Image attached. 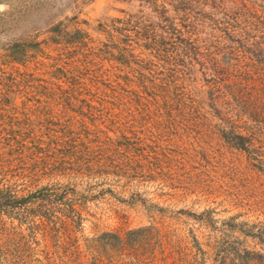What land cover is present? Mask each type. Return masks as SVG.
<instances>
[{
  "label": "rangeland",
  "instance_id": "374dc122",
  "mask_svg": "<svg viewBox=\"0 0 264 264\" xmlns=\"http://www.w3.org/2000/svg\"><path fill=\"white\" fill-rule=\"evenodd\" d=\"M165 1L0 0V190L22 197L51 187L73 203L46 219L22 207L0 210V264H264V164L223 136L202 66L173 47V28L181 21L164 19L177 16ZM195 5L201 13L192 21L195 37L205 48L233 21H264V0ZM145 24L156 28L157 47L137 36ZM179 71L185 80L175 77ZM156 84L185 86L196 98L186 109L189 121L172 138L181 148L187 147L183 140L192 142L190 156L177 157L171 176L108 165L71 144L66 127L59 130L81 131L87 119L86 127L98 128L101 138L117 140L127 118L146 120L135 110L134 94L148 97L145 89ZM82 99L103 100L113 115L120 113V123L92 124L81 112ZM161 109L164 115L156 112L160 116L148 121L181 118ZM148 121L130 124L142 137L161 133ZM51 122L57 131L45 135L50 144L23 154L13 144L25 123L45 134ZM16 157L8 169L7 160Z\"/></svg>",
  "mask_w": 264,
  "mask_h": 264
},
{
  "label": "trees",
  "instance_id": "16d2710c",
  "mask_svg": "<svg viewBox=\"0 0 264 264\" xmlns=\"http://www.w3.org/2000/svg\"><path fill=\"white\" fill-rule=\"evenodd\" d=\"M168 1L174 6L177 16L172 19V17L164 15V19L175 21L178 18L181 21L179 26L175 25L173 28V47L180 52L179 55H182L184 59L190 57L191 60L202 66L210 90L207 95L208 104L213 106L217 116L223 122V136L237 148L249 152L255 162L259 161L264 164V127L260 126L264 122V100L262 99L264 98V21L261 19L250 21L248 18L244 21H233L223 29L224 36L215 38L211 48H205V43L199 45L201 40L195 37L198 26L196 22H192L201 19V13L195 11L198 6H193L194 3H199V0ZM111 26L117 27L118 24ZM155 32V27L150 31L148 25L145 24L137 30V36L139 39L148 40L152 46L157 47L158 38ZM75 33L79 35L81 30L77 29ZM66 41L68 42L70 39H66ZM179 75H175L178 80H185L180 71ZM184 87L174 86L172 88L170 85L168 87L156 84L150 89L147 86L146 88L150 90L145 89L144 92L148 97L140 96L139 92H136L134 94L136 97L134 102L137 105L135 110L142 114L146 120H139L136 116L133 117L134 120L127 118L126 123L129 125L127 124V127L123 128L125 122L121 124L122 127L119 129L121 138L117 140L110 136L101 138L98 128L91 130V128L86 127L89 125L87 119L81 120V131L72 133L73 130L69 129L67 125L59 130L64 131L66 127L69 134H72L71 144H81L83 153L100 155L98 160L103 158L108 161V165L114 164L117 166L116 168L131 171L141 168L144 174L150 177L166 178L171 176L169 171H171L174 163L180 161L177 157L183 159L189 157L190 149L188 146L193 145L192 142L183 140L184 142L180 145L187 147L181 148L178 145L175 146V141L172 140L173 135L178 134L177 130L180 123L184 122L185 119L189 121V118L186 117L189 111L186 109L191 110L196 103V98L192 96V92ZM187 91L191 96L188 95ZM133 92L135 91L132 90ZM160 97L164 100L163 106L160 104ZM189 98L191 103L187 102ZM74 99L81 101L76 96ZM91 101L95 104L90 101L84 102L82 99L81 112L90 118L92 124L99 121L100 125L103 121L107 122L108 120L115 124L120 123V113L113 115V108L105 107L103 100L94 99ZM83 104L87 107V112H83ZM161 107L170 115L175 110L176 113L180 114L182 120L177 116H169L164 121L162 119L148 121L154 115L160 116L157 113L164 115ZM147 121L151 123L150 128L155 131L161 129V133L152 132L150 135L142 137L138 131H134V124H130L137 122L139 126L143 127ZM25 124L24 131L20 133L21 138L18 139L16 136L18 141L15 140V137L11 138L16 142L13 144L18 145V147L21 146L20 152L22 154L26 153L27 150L41 148L40 145L46 142L50 144L45 135L51 136L54 135L52 132L57 131L52 127L54 122L50 123L48 133L45 134H36L30 124ZM127 132H131L132 135H126ZM168 144H171L170 147ZM16 159L17 157L7 160L8 169ZM141 160L146 163L144 165L134 164ZM11 171L10 169L9 172ZM11 175L12 178L15 176L14 173ZM66 193L65 191L55 193L51 187H45L19 197L16 192L7 188L4 191L0 190V210L9 212L10 209L22 207L27 212L37 215L41 219H46L51 211L72 208L73 203L66 201ZM62 216L71 217L74 220L72 215L65 213Z\"/></svg>",
  "mask_w": 264,
  "mask_h": 264
}]
</instances>
